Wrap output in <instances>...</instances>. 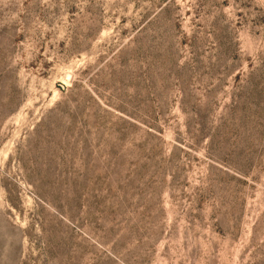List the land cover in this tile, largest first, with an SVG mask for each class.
Here are the masks:
<instances>
[{
    "label": "rangeland",
    "instance_id": "rangeland-1",
    "mask_svg": "<svg viewBox=\"0 0 264 264\" xmlns=\"http://www.w3.org/2000/svg\"><path fill=\"white\" fill-rule=\"evenodd\" d=\"M0 264H264V0H0Z\"/></svg>",
    "mask_w": 264,
    "mask_h": 264
}]
</instances>
